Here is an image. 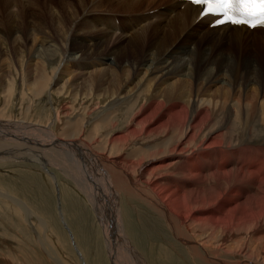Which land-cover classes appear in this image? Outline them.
<instances>
[{
  "label": "bare ground",
  "instance_id": "6f19581e",
  "mask_svg": "<svg viewBox=\"0 0 264 264\" xmlns=\"http://www.w3.org/2000/svg\"><path fill=\"white\" fill-rule=\"evenodd\" d=\"M166 1L0 0V43L8 48L0 51L2 96L15 89L18 75L22 99L31 102L21 121L0 117V162L28 160L48 172L58 166L69 173L89 197L106 243L108 234L111 264H154L125 229L124 193L145 205L150 217L155 214L152 223L174 239L163 238L158 247L152 225L148 243L151 252L162 251L161 264H179L175 256L182 248L193 264H264V59L252 52L245 56L250 41L264 47V29L211 30L208 19L198 21L200 8L186 4L181 11L177 0ZM53 29L59 42L51 40ZM215 31L247 46L241 60L220 65L203 53L219 42ZM253 32L263 33L253 40ZM85 33L94 38L86 41L89 53L77 41L90 38ZM47 40L57 45L43 48ZM10 41L16 44L15 60ZM189 43L201 45L202 59ZM222 51L221 45L215 52ZM211 61L215 67L207 71L204 63ZM47 93L52 102L67 103L53 109L47 125L32 123L35 102ZM129 101L131 106L115 111ZM97 110L101 114L91 120ZM121 123L123 130L114 132ZM52 124L63 126L60 136ZM16 201L22 222L38 231L44 254L54 259L50 250H56L64 256L45 221L39 219L38 228L33 212ZM2 236L0 242H10ZM13 250L0 252V264H35L25 250ZM39 258L36 264H47Z\"/></svg>",
  "mask_w": 264,
  "mask_h": 264
},
{
  "label": "rangeland",
  "instance_id": "374dc122",
  "mask_svg": "<svg viewBox=\"0 0 264 264\" xmlns=\"http://www.w3.org/2000/svg\"><path fill=\"white\" fill-rule=\"evenodd\" d=\"M165 3H169V0H167ZM159 4H155L152 7L158 6ZM181 11H184V8L181 9ZM116 13H119V12H116ZM121 14H126V12H121ZM161 23H163V21ZM166 23L169 24L170 22L166 21ZM96 26L98 27V25ZM11 27L13 30H15L14 26H11ZM78 27L79 25H77L74 29L76 32H77ZM97 29L98 31H100L98 32L100 34L102 31L100 30L99 27ZM1 30L3 31V36L6 37L5 27H3ZM93 32H96V31H93ZM215 32H217V34L216 33H213V34L215 35V37H218L220 39L219 42L215 43V45H213L214 42H212V44L210 43L208 47H205L203 49L204 51H206L203 53L209 56L212 60H215L218 63H220V65H225L228 62H230L232 59L235 62H237L236 61L237 58L241 60L245 53V47L247 46H245L244 43L236 44L232 40L227 39L228 36L226 35L228 34L220 36L218 31H215ZM53 33L55 34L54 35L55 37L51 35L52 37L51 40L54 39L59 42L55 29H53ZM262 33L263 32H260V33L253 32V34L256 36V37L253 36L254 37L253 40L261 38ZM85 34H89V33H85ZM89 36L90 38L87 36L85 37L78 36L77 38L78 43L84 48V51L86 53L90 52V49L86 47V41L93 42L94 40V38L90 34ZM232 38H235V37L232 36ZM54 40L51 43L49 42V40H47V42L44 43L43 48H47L50 50L53 49L54 46L57 45ZM248 44H250L248 45L250 48L245 53V56L249 55L250 52H252V54L254 55L260 54L259 56L262 59H264V56H263L264 47L262 48L259 46H255V44L252 43L251 41L248 42ZM0 45L2 46V48L0 46V51L4 50L3 52H6L8 48L5 50L4 49L5 47L1 43ZM15 45L16 44H14L13 41H10L9 47L11 49H9L8 51L12 55L11 57L13 60H15V52L12 50V48H14ZM41 45L40 43L38 44L39 49H42ZM221 45L223 46L225 51L215 52L221 47ZM200 46H201L200 44L189 43V47L191 48L192 52L199 59H202L203 56H202V52L200 51ZM223 54L225 55L221 57L220 55H223ZM217 57H221V58H217ZM183 58H187V57H183ZM55 61L56 60H53V62ZM159 62L160 61L158 60L156 64L159 65ZM125 63L127 64V62ZM184 64H185L184 65L185 71H189L190 66L188 65L187 61H184ZM204 65L206 66L207 71H212L215 67V62L211 61L209 63H204ZM49 67H51V61H50ZM250 73H254V70H251ZM15 77H16L15 78L16 82H15V87H14L15 91L14 90L8 91L7 99L2 96L3 92L5 93L4 88L3 87L0 88V92H1L0 93V105L1 104L3 105L4 103H5L4 105H8L6 106L7 108L2 107L0 109V117L2 118L6 117L5 120H9V121L23 120V117H25L24 111L28 107L27 104L29 105L31 103L28 97H27L28 99L26 100L22 99L23 98L22 92H21L22 89L21 90L19 89V88H22L21 78L19 79L18 75H15ZM240 78H243V77H239V79ZM224 80L226 81V77L224 78ZM51 99H52L51 94L47 93L45 97L35 102V106L32 111L31 118H29V121H31L32 123L38 122L37 124H40V121H41L43 122L41 123V125L45 126L48 124L51 117L54 118L53 109L60 108L61 103H67V100H64L62 98L61 99L56 98L54 99L53 102L51 101ZM132 103L133 101H129L125 106L116 107L115 111L117 113H120L122 110L131 106ZM100 114H101V111L97 110L96 112L93 113L91 120H95ZM233 122H236V121H233ZM57 126L58 124H52V129L53 130L55 129L54 131L56 132V134L58 133V136H60L59 135L60 130L62 129L63 126H60V125L58 127ZM124 126H125L124 123L123 124L121 123L120 126L114 130V132L119 131V129L120 131L123 130ZM109 133L111 135L113 134L112 132H109ZM109 133L104 134L102 136L103 138L101 137V140L107 139V136L109 135ZM111 135L109 136L111 137ZM125 152L126 151H123L122 153H125ZM7 161L0 162V189H1V192L3 193L5 192L4 194H6V195H3L4 197L0 196V233L3 235L2 236L3 238H5L8 241L10 240V242L7 243L8 241H6L7 244L3 243V241L0 242V252L2 254H7L9 253V251L14 252L13 248L14 249L20 248L21 250H25L27 252V253L25 252V255H27L28 258L30 254L32 255L31 258H34L33 260L35 261L34 262L35 264L38 261L36 258H39V256L41 257L39 259L43 258V260H45L47 264H63L62 258H61L63 254L60 255L59 251L50 250L51 253L52 252L54 253V259H51V258L49 259V256L47 257L44 254V250L40 246V239L37 238L36 236L38 231L37 230L34 231L33 227L30 226L29 223L28 224L23 223L24 221L22 218L24 217L20 219L21 211L18 208V204L16 203L17 202L16 200H19L22 204H24L27 207L29 213L33 212L34 216H32L31 220L34 222V224L38 228L40 227V223H39L40 220L45 221L44 222L46 225L45 229L48 231L51 238L53 235V237L58 239L61 244L60 247L63 249V250L61 249V251H65L64 256L68 255L67 258L72 259L70 264H111L108 258L109 256L107 255L108 254L107 249H105L107 247V244H108V249H110V241H109L108 234L106 235V239L108 241L106 243L105 237H103V234H102L103 231L100 233L101 227L99 225L95 212L93 211V208L89 203V199H88L89 197H87L84 194V192L80 190L78 184H76L75 181L71 179V175L69 173L66 174L65 170L59 168L58 166H51L47 168L49 170L48 172L47 170H45L44 167H42L37 162H32L28 160H21V161L9 160L8 162ZM202 162L204 164H207L206 158H202ZM127 196L128 195L127 194L125 195L124 193L122 197L123 201L120 200L122 211H123L124 222L126 226L125 229H129V231L131 232L132 238L136 237L134 240H136L137 244L140 245V248L142 250L141 252H143L144 255L147 254L146 256L150 259V262H153L154 264H159V263L161 264L160 257L163 253L162 251L161 252L157 251V253L151 252V248H150L151 245L150 243H148L149 240L152 239V241L154 242L157 241L156 243L159 242L158 243V247H159L160 243H162L164 240L163 238H166L165 240L166 241L168 240L170 242H173L174 239H172V237L167 231H161L162 229L158 228V224L154 225L152 223L153 222L152 220L154 219L152 217H155V214H152L153 216L150 217L151 215H149L148 212L151 213V211H149L145 205H143L140 202H137V198L132 199L130 197L131 198L130 199L129 196L128 197ZM58 199L60 200V203H58ZM59 204L61 207L59 206ZM140 207L142 208L140 209ZM143 214L146 216H144ZM147 220L152 224L149 225V222ZM146 224L147 226H145ZM143 226L145 227V229ZM135 227L138 229H136ZM146 227L147 228L149 227V229H147ZM151 227H152L151 232L153 234L150 232ZM157 228H158V231L160 232L157 231ZM146 229L149 231H147ZM145 231H147V233H149L150 235L147 234ZM154 231H157V233L160 235L155 234ZM163 232L165 234H163ZM139 233H141V235ZM151 234L152 236L156 235L155 238L154 237L151 238ZM165 235H167V237ZM169 237H171L170 240H169ZM12 238H16V240H12ZM166 244H168V242H166ZM178 247L182 248L180 246ZM178 251L180 254H176L175 257L176 259H178L177 262L178 263L180 262L179 264H193L194 263L192 260H190V255L188 254L186 249L182 248V250L178 249ZM185 252L187 254H185ZM15 254H18V252H16ZM23 262L28 263L27 261H23Z\"/></svg>",
  "mask_w": 264,
  "mask_h": 264
},
{
  "label": "snow or ice",
  "instance_id": "6c2138e0",
  "mask_svg": "<svg viewBox=\"0 0 264 264\" xmlns=\"http://www.w3.org/2000/svg\"><path fill=\"white\" fill-rule=\"evenodd\" d=\"M194 6H202V16L222 15L217 24L231 23L255 28L264 26V0H190Z\"/></svg>",
  "mask_w": 264,
  "mask_h": 264
},
{
  "label": "crops",
  "instance_id": "0c3cea01",
  "mask_svg": "<svg viewBox=\"0 0 264 264\" xmlns=\"http://www.w3.org/2000/svg\"><path fill=\"white\" fill-rule=\"evenodd\" d=\"M58 203H59V199H58Z\"/></svg>",
  "mask_w": 264,
  "mask_h": 264
}]
</instances>
